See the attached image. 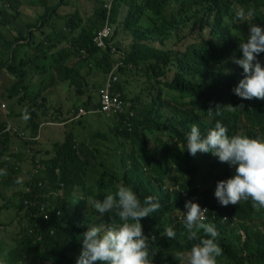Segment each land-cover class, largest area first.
Wrapping results in <instances>:
<instances>
[{
  "label": "trees",
  "instance_id": "obj_1",
  "mask_svg": "<svg viewBox=\"0 0 264 264\" xmlns=\"http://www.w3.org/2000/svg\"><path fill=\"white\" fill-rule=\"evenodd\" d=\"M105 1L100 0L99 8L86 23L79 13L67 22V29L74 33L68 39L72 52L86 59L99 55L106 63L103 69L105 74L110 72L113 65H117L113 73L119 78L127 74L134 77L138 69L136 66L143 65L145 69L140 74L146 73L156 84L150 90L159 86L161 88L156 95H149L151 103L148 105L147 101L138 98L136 92L130 91V84L126 81L120 78L116 84L115 89L126 104V112L110 120L113 126L111 137L119 138V145H132V150L118 155L113 169L102 170L95 164L87 171L86 166L91 164L93 156L85 146L75 148L71 139L59 148V143H56L53 156L45 162L46 171L42 172L39 166L33 165L30 178L21 184L15 182L21 177V169L14 170L13 162L9 163L10 178H6L5 184L22 186L17 193V199L21 202L18 208L20 211L25 210L28 226L20 230L18 240L9 245L0 238V245H3L0 246V264H77L82 251V233L89 226H116L122 223L115 210L101 216L90 203L102 201L108 194H115L120 185L131 186L141 201L153 196L161 204L157 212L141 220L143 232L149 237L150 259L153 258V261L165 252H190L192 246L199 243V239H182L184 212H187L185 204L188 201L183 197L185 192L189 197H199L201 206L209 209L205 222L215 225L219 232L217 242L223 249L217 260L224 259L225 264H264V227L252 224L258 211L264 216V209L253 207L251 199L242 200L231 207L213 205L210 191L202 193L193 183L203 170L215 183L233 176L235 170L227 163H221L210 152H198L193 156L186 149L187 135L193 124L206 135L215 127L217 120L227 126L230 137L239 133L252 138H264V100L258 99L252 108L247 103L242 105L243 102L233 89L239 84L237 71L243 74V69L229 59L234 54L242 56L239 43L247 40L249 22L264 27V0H115L110 12L104 8ZM0 2L8 3L14 12L19 10L20 0ZM63 4V0H55L54 5L44 7L45 13L40 15L39 20L42 28L58 17V10ZM172 6L176 7L178 14L169 17L166 12ZM235 7H243L246 13L251 9L254 15L245 23L235 25ZM143 18L147 21L145 27L141 25ZM3 23L6 22L2 21L0 25ZM107 23L115 26V31L107 39L106 48L100 49L95 46L94 38ZM188 26L192 30L198 27L200 34L206 26H210V33L200 43L175 53L162 51L150 44L155 40L162 41L173 31ZM125 32L132 37L128 54L121 40ZM52 34L58 38L67 36L66 33ZM0 39L6 50L13 49L16 52L13 41L4 39L2 34ZM71 50L64 49L57 53L51 82L66 83L80 94L83 88L81 74L61 63L72 55ZM107 59L112 67L107 64ZM259 59L264 62V53L260 54ZM171 67L175 68V73L170 81L167 76ZM231 68L234 69L232 72ZM2 70L17 75L7 62H0ZM18 72L21 78L18 83L11 85V98L15 95L16 86L28 73V64L21 63ZM196 74L201 78H195ZM27 88L24 85L20 89L22 95ZM171 93L179 96L167 99ZM217 104L225 106L220 116L216 115ZM88 105L85 108L94 107L87 110L89 114L109 120L99 112V90L98 102L93 106ZM240 108L242 113L239 112ZM131 113L133 116H130ZM9 118L10 115L6 120H0V154L7 151L14 154L9 147L11 136L15 135L19 139L18 134L22 132L17 128L16 131L3 132ZM29 128L32 138L24 142L19 139L16 148V154L22 159L43 136V128L37 123H30ZM96 138L101 143L112 144L107 134H99ZM98 148L96 158L102 153L101 147ZM79 151L84 155L83 159ZM182 174L185 176L184 182ZM57 194L59 197L53 206ZM71 210L74 211L72 215L69 212ZM169 226L177 233L173 240L161 235ZM230 226L237 232L234 238L239 242L238 247L224 238ZM204 236L201 230L198 237ZM152 251L156 252L154 257L151 256Z\"/></svg>",
  "mask_w": 264,
  "mask_h": 264
},
{
  "label": "rangeland",
  "instance_id": "obj_2",
  "mask_svg": "<svg viewBox=\"0 0 264 264\" xmlns=\"http://www.w3.org/2000/svg\"><path fill=\"white\" fill-rule=\"evenodd\" d=\"M63 3V6L58 10V17L45 28H42L39 24L40 15L45 13L44 7L54 5L55 0H20L18 12H14L9 7L8 3L0 4V22H6L0 25V35L2 34L6 40L13 41L15 43V48H17L16 52H13V49L12 51L6 50L2 46V40L0 39V62L9 63L11 68L17 73V75L14 76L8 73L7 70L0 71V105L2 103L6 104V109L10 112L8 122L22 132L27 134L31 133L29 125L32 122L37 123L39 127L47 124L42 129V138L34 149L30 152L27 151L28 154H26L24 159L16 154L19 139L16 138L15 135L11 136L12 139L9 145L14 154L10 151L0 154V171H5L7 173V175H0V238L3 239L4 244L8 243V245L13 243L14 240H18L20 230H24L28 226L25 210L20 211L18 208L21 202L17 199V193L22 189V186L5 184L6 178H10L9 172H11V167L9 163L13 162L14 170L21 169V177L23 178V182H25L30 178V174L33 172V165L39 166V170L42 172L46 171L47 166L45 162L53 156L55 144L59 143L57 147L59 148L69 139L73 140L75 148L79 149L85 146L88 152L93 156V159H90L91 164L86 166L87 171H90L95 164L102 170L105 168L113 169L115 161L117 164V156L122 155L123 151L131 152L132 150V145H119L121 140L111 137L113 126L110 120L101 116L99 118L95 116L96 114L84 115L79 110L81 108L85 110L94 108H85V106L87 103L93 106L98 102V90L108 82V77L117 67V65H113L112 67L110 61L107 59V64L110 65L112 69L108 74H105L103 69L106 67V63L102 61L99 55L86 59L80 54H75V52H72L68 40L71 39L74 33H70L67 29V22L73 15L79 13V16L83 19L84 23H86L96 9L99 8L100 0H63ZM236 8L237 7L234 8V11ZM166 13L169 17L178 14L175 6L170 7ZM12 15H15V17ZM121 18L124 17L121 16ZM245 22L246 21H235L233 24L239 25ZM141 25L142 27L147 25L146 18H143ZM114 31L115 26H111L110 37H112ZM52 32L66 33L67 36L61 38L54 37ZM209 33L210 26H206L202 34L198 32V27L192 30L190 26H188L187 28L173 31L168 38L162 41L155 40L150 44L162 51L175 53V51H185L191 45L200 43L203 37H208ZM32 34L33 36L31 37ZM121 40L128 54L131 49L132 37L125 32V37H121ZM41 43L43 46H40ZM64 49L71 50L72 55L69 58L63 59L61 63L76 69L82 76L83 88L80 94H77L76 90L66 83L53 84L51 82V75L57 64L54 59L57 53ZM21 63L28 64V73H26L22 81L20 80L21 83L16 86L15 95L11 98V85L18 83L21 78L18 72ZM136 67H138V69H136L138 75L136 74L133 77L131 74H127L120 78L130 84V91L136 92L141 101H147L146 104L150 105L151 101L149 95H156L157 90H159L161 86L155 87V90L151 91L150 88L155 82L148 78L146 73L140 74L143 72L142 69H145V66L139 65ZM233 70V68L230 69L231 72ZM174 73L175 68L171 67L168 71L167 79L171 81ZM191 77L193 76L191 75ZM195 78L200 79L201 76L196 74ZM241 79L242 78H239V81ZM24 85H27L28 88L22 95L20 89ZM178 96L179 95L176 93H171V96L167 99H173ZM240 99L243 102L242 105L247 103L252 108L256 98L251 100ZM25 110H27L28 119L23 118ZM239 112L242 113L241 108ZM76 114L77 116H75ZM241 117H243L242 114ZM2 119L3 118L0 117V120ZM161 121L163 122L164 120ZM99 134H107L112 144L106 142L107 145H110L107 146L101 143L100 139L96 138ZM99 146L101 147L102 153L96 158L95 155L99 153ZM78 153L81 159H83L84 155L80 151ZM16 155H18L17 159ZM231 168L235 170L234 166H231ZM119 171L120 170L117 172ZM199 176L200 177L193 183L194 187L199 191H203L202 193L210 191V198L213 205L221 207L222 205L214 195L217 183L209 179L204 170L200 172ZM182 180L184 182V175ZM164 184H167L166 181H164ZM183 195L185 199H188L187 193L183 192ZM57 197H59L58 194L54 197L55 200L52 202L53 206L56 204ZM16 203L17 205L15 206ZM74 203L75 201L72 202V204ZM228 206L231 207L234 205L230 204ZM69 212L71 213L70 215L74 213L72 210ZM182 218L183 215H181V219ZM252 224L263 225L264 227V216H262L261 212L258 211L257 217ZM181 233H184L182 239L185 240V237H187L185 227ZM236 234L237 232L230 226L227 228V233L224 238L228 243L238 247L239 242L234 238ZM4 247L6 248V246ZM175 253L177 252L163 253L154 261V264H187L186 259L176 260L173 256ZM188 253L190 252H185V256H187ZM1 256L4 260L3 253ZM225 263L226 261L224 259L217 260V264Z\"/></svg>",
  "mask_w": 264,
  "mask_h": 264
},
{
  "label": "clouds",
  "instance_id": "obj_3",
  "mask_svg": "<svg viewBox=\"0 0 264 264\" xmlns=\"http://www.w3.org/2000/svg\"><path fill=\"white\" fill-rule=\"evenodd\" d=\"M253 15L251 9L246 13L243 7H237L234 20L247 21ZM248 24L247 40L239 43L242 56L234 54L229 59L243 69V74L237 71L239 84L233 92L245 100L256 98L255 105L258 99L264 100V62L259 59L260 54L264 53V27L257 23ZM239 78L242 79L239 81ZM224 107L216 105L217 116L222 115ZM23 118H29L27 110ZM186 149L193 156L198 152H210L221 163L235 167L233 176L217 182L214 195L222 206L236 205L242 200L251 199L253 207L264 209V138H252L239 133L230 137L227 126L217 120L215 127L206 135L193 124L187 135ZM0 175L7 173L0 171ZM15 182L21 184L23 178L18 177ZM187 200V212H184L183 220L187 239H199V243L192 246L187 256L183 252L173 256L176 260L186 259L187 264H217V257L222 255L223 249L217 242L219 232L215 225L205 222L209 209L201 206L199 197L188 196ZM90 203L101 216L115 210L122 223L116 226H89L82 233V251L77 264H154L153 258L150 259L149 237L143 232L141 220L161 208L158 199L148 196L141 201L131 186L120 185L115 194H108L102 201L94 200ZM201 230L205 233L204 237H198ZM161 235L173 240L177 233L169 226ZM155 253L152 251L151 256L154 257Z\"/></svg>",
  "mask_w": 264,
  "mask_h": 264
},
{
  "label": "built area",
  "instance_id": "obj_4",
  "mask_svg": "<svg viewBox=\"0 0 264 264\" xmlns=\"http://www.w3.org/2000/svg\"><path fill=\"white\" fill-rule=\"evenodd\" d=\"M113 1L114 0H106L104 3V8L107 9L109 12L113 5ZM110 30H111V26L107 23V25L97 33L96 37L94 38L96 47L100 49L106 48L107 39L111 38ZM116 68H118V66ZM118 82H119L118 75L112 73L108 77V82L99 90V112L109 120L113 118H117L119 115L124 114L126 112L125 111L126 104L122 101L121 95L117 93L115 89V86ZM79 110L84 115L89 113L87 112V110L83 108ZM9 115L10 112L8 109H6V104L2 103L0 105V117L3 118L2 120H6L9 117ZM75 116H77V114ZM130 116H133V114L131 113ZM11 131H16V130L15 127L10 125V123L8 122L3 132L6 133ZM18 135H19V139L22 141H27L32 138L30 134H27L25 132H20Z\"/></svg>",
  "mask_w": 264,
  "mask_h": 264
},
{
  "label": "crops",
  "instance_id": "obj_5",
  "mask_svg": "<svg viewBox=\"0 0 264 264\" xmlns=\"http://www.w3.org/2000/svg\"><path fill=\"white\" fill-rule=\"evenodd\" d=\"M47 125V124H44V126ZM41 127V126H40ZM43 128V127H42Z\"/></svg>",
  "mask_w": 264,
  "mask_h": 264
},
{
  "label": "water",
  "instance_id": "obj_6",
  "mask_svg": "<svg viewBox=\"0 0 264 264\" xmlns=\"http://www.w3.org/2000/svg\"><path fill=\"white\" fill-rule=\"evenodd\" d=\"M40 25H41V23H40Z\"/></svg>",
  "mask_w": 264,
  "mask_h": 264
}]
</instances>
